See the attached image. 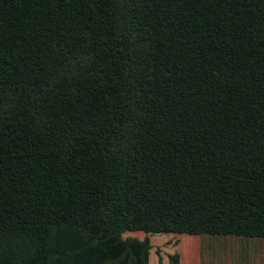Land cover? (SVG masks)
<instances>
[{
	"label": "trees",
	"instance_id": "trees-1",
	"mask_svg": "<svg viewBox=\"0 0 264 264\" xmlns=\"http://www.w3.org/2000/svg\"><path fill=\"white\" fill-rule=\"evenodd\" d=\"M164 235L264 239V0H0V264Z\"/></svg>",
	"mask_w": 264,
	"mask_h": 264
},
{
	"label": "crops",
	"instance_id": "crops-1",
	"mask_svg": "<svg viewBox=\"0 0 264 264\" xmlns=\"http://www.w3.org/2000/svg\"><path fill=\"white\" fill-rule=\"evenodd\" d=\"M244 240L262 242L258 246L251 248L249 259L248 256L246 258L248 260L247 264H264V239L247 240L228 237L187 236L186 238L182 237L180 241L167 245L170 247H173V244L176 245L174 250L180 253L179 264H220L215 257V251L219 248L224 249L226 246L236 245L238 241L242 243ZM238 248L244 249L242 246Z\"/></svg>",
	"mask_w": 264,
	"mask_h": 264
},
{
	"label": "rangeland",
	"instance_id": "rangeland-1",
	"mask_svg": "<svg viewBox=\"0 0 264 264\" xmlns=\"http://www.w3.org/2000/svg\"><path fill=\"white\" fill-rule=\"evenodd\" d=\"M144 235L141 233H131L126 234L124 238H136L138 240H143ZM186 238L187 236H176V235H164V236H153L148 237L150 240V245L152 247L149 255V263L148 264H158L157 257L155 256V251L157 250L162 258L163 264H168V256L177 253L180 256L179 251H175V244L173 247L168 246L169 243H175L176 241H180L181 239ZM235 241V240H233ZM236 245L226 246L224 249L219 248L215 251V257L219 261L220 264H247L248 260H246L247 256L249 259L251 248L258 246L261 241L253 240V241H242L236 242ZM242 246V248H238ZM222 247V246H221ZM175 251V252H174ZM222 262V263H221Z\"/></svg>",
	"mask_w": 264,
	"mask_h": 264
}]
</instances>
